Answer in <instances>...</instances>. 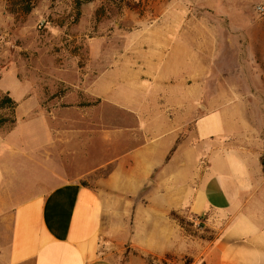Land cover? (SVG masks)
Listing matches in <instances>:
<instances>
[{"label": "crops", "instance_id": "obj_1", "mask_svg": "<svg viewBox=\"0 0 264 264\" xmlns=\"http://www.w3.org/2000/svg\"><path fill=\"white\" fill-rule=\"evenodd\" d=\"M120 21L115 60L99 52V76L84 92L127 112L139 137L87 184L46 177L43 142H28L19 154L42 177L36 168L23 188L8 172L17 150L0 137V264H264V17L228 31L237 50L229 86H262L244 111L239 99L205 104V86L216 91L222 81L220 22L171 1L124 7ZM186 218L212 231L228 222L196 242L178 221Z\"/></svg>", "mask_w": 264, "mask_h": 264}, {"label": "rangeland", "instance_id": "obj_2", "mask_svg": "<svg viewBox=\"0 0 264 264\" xmlns=\"http://www.w3.org/2000/svg\"><path fill=\"white\" fill-rule=\"evenodd\" d=\"M143 1L184 4L191 16L204 17L211 24L221 23L225 51L220 66L222 81L216 91L213 86H205L206 105L214 96L220 98L222 107L239 99L244 111L252 109L245 106V100L254 98L252 94L261 99L262 86H229L237 50L235 37L229 43L228 31L230 25L244 19L262 18L254 9L264 0H30L28 13L22 11L21 0H0V99L8 96L16 104L13 112L0 111V118L15 122L0 128V137L6 139L8 148L17 150L7 158L8 172L17 188H23L39 168L33 162L25 164L19 154L28 142L34 147L43 142L46 177L60 176L61 181L80 178L84 184L105 176L108 159L130 150L136 143L139 134L134 136L135 124L127 117L129 114L102 105L84 91L99 76V52H108L111 61L115 60L126 30L120 21L124 7ZM238 61L243 64L246 59ZM253 109L260 116L261 107ZM208 111L206 106L205 113ZM118 118L124 122H113ZM118 126L125 127V134L110 138L109 143L102 140ZM37 134L43 136L37 139ZM259 157V178L264 179V150ZM37 174L42 177L40 168ZM180 221L186 236L196 242L213 240L228 222L221 220V226L216 227L219 230L212 231L204 220ZM191 262L192 258L187 257L184 263Z\"/></svg>", "mask_w": 264, "mask_h": 264}, {"label": "trees", "instance_id": "obj_3", "mask_svg": "<svg viewBox=\"0 0 264 264\" xmlns=\"http://www.w3.org/2000/svg\"><path fill=\"white\" fill-rule=\"evenodd\" d=\"M21 1H23L22 2V5H23L22 11L24 13H28L31 9V7L29 5L30 0H21ZM79 6H80V2H78L77 8ZM15 107H16L15 102L11 98H9L8 96H4L0 99V111L9 110V111L13 112ZM7 123H10L11 125H13L15 122H14V119H12V118L10 120L0 118V128L4 127ZM178 221H179L180 225L182 226L183 225L182 221H180V220H178Z\"/></svg>", "mask_w": 264, "mask_h": 264}, {"label": "built area", "instance_id": "obj_4", "mask_svg": "<svg viewBox=\"0 0 264 264\" xmlns=\"http://www.w3.org/2000/svg\"><path fill=\"white\" fill-rule=\"evenodd\" d=\"M254 12L257 16H264V4H259L255 7Z\"/></svg>", "mask_w": 264, "mask_h": 264}]
</instances>
